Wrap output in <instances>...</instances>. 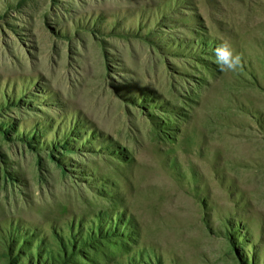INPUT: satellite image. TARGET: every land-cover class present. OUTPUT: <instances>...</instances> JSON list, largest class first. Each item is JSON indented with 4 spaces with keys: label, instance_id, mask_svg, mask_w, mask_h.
Instances as JSON below:
<instances>
[{
    "label": "rangeland",
    "instance_id": "obj_1",
    "mask_svg": "<svg viewBox=\"0 0 264 264\" xmlns=\"http://www.w3.org/2000/svg\"><path fill=\"white\" fill-rule=\"evenodd\" d=\"M0 264H264V0H0Z\"/></svg>",
    "mask_w": 264,
    "mask_h": 264
},
{
    "label": "clouds",
    "instance_id": "obj_2",
    "mask_svg": "<svg viewBox=\"0 0 264 264\" xmlns=\"http://www.w3.org/2000/svg\"><path fill=\"white\" fill-rule=\"evenodd\" d=\"M221 71L237 72L243 66L242 55L229 42H222L214 50Z\"/></svg>",
    "mask_w": 264,
    "mask_h": 264
}]
</instances>
